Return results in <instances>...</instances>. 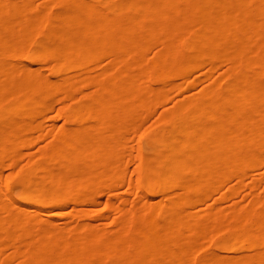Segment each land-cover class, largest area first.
<instances>
[{
	"label": "bare ground",
	"instance_id": "1",
	"mask_svg": "<svg viewBox=\"0 0 264 264\" xmlns=\"http://www.w3.org/2000/svg\"><path fill=\"white\" fill-rule=\"evenodd\" d=\"M55 2L0 0V264H264V195L193 209L264 165V0ZM218 59L219 76L141 126L173 83ZM59 94L68 123L4 175ZM129 156L146 200L123 208L114 231L43 217L98 201Z\"/></svg>",
	"mask_w": 264,
	"mask_h": 264
},
{
	"label": "rangeland",
	"instance_id": "2",
	"mask_svg": "<svg viewBox=\"0 0 264 264\" xmlns=\"http://www.w3.org/2000/svg\"><path fill=\"white\" fill-rule=\"evenodd\" d=\"M41 1H51L55 2L56 0H37V2ZM58 0L53 4L55 8L58 7ZM10 60V58H9ZM13 63H17L16 60H11ZM31 62L32 60H27ZM215 70L210 68V64H204L203 66L196 68L192 71L189 75L188 80L184 83L182 88H176L174 83L170 86L167 91L166 97L159 101L154 106L153 115L150 116L147 120L142 121L141 126L146 127L150 124L162 111L170 108L171 105L179 100L182 99L187 94L193 93L198 91L204 85L208 84L211 79L220 75V72L224 71L228 67V61L224 59H218L216 63ZM34 66L40 67L46 73H50V65L48 61L41 60L35 61ZM213 74V76H209ZM176 81H185L184 78H178ZM175 81V82H176ZM191 81H195V84L192 88L189 89L185 88L186 85H189ZM89 85L81 86L80 89H88ZM70 99L66 98L63 94H59L55 101L53 102L50 109L45 111L42 114V130L39 132H35L33 134V138L31 142L24 146L22 149L21 155L18 157V160L15 164H11L9 160H7L3 167L2 171L3 174L11 173L12 171L18 170L21 165H23L27 159L31 155L40 154V148L44 144H46L51 139V131L52 129H57L66 125L68 122L61 112V108L66 104L69 103ZM135 140L131 141V144H134ZM136 148H132V152L136 153ZM127 163V173L125 174V178L123 181L116 187L110 190L109 188H105L99 191V199L96 202H88V203H78L71 201L66 204L62 209L57 210V213H53L50 215H43L44 218H51L59 225H68L72 223H76L82 220H89L97 224L107 226L110 231H114L117 228L116 217L121 212L123 208L131 209L133 207L132 202L138 200L140 202H144L146 200V196L144 194L139 193L135 187L133 186L137 177L136 162L133 157L129 156L126 159ZM264 165L254 170L249 174L244 182H242L240 187L238 188V192L232 195H227V197L223 201H216L222 191H227L228 187L233 184H237L238 181L233 179L231 182L225 184L221 190L215 192L212 197L209 199L208 202L199 204L198 206L194 207V210H204L209 206H220L226 209L232 208L235 205L238 206H249L251 203L252 196L254 194H261L264 195ZM262 178V179H261ZM19 185H15L14 189L17 190ZM0 196L4 197V193L0 191ZM162 194L159 193L157 198H161ZM124 198H127V201H123ZM83 211L86 213L79 215L78 212ZM210 239H205L206 245ZM215 251H219L223 254H236V253H246L250 252L249 249H241L240 251H231L228 252L224 249L215 248ZM201 250L200 252H203Z\"/></svg>",
	"mask_w": 264,
	"mask_h": 264
}]
</instances>
